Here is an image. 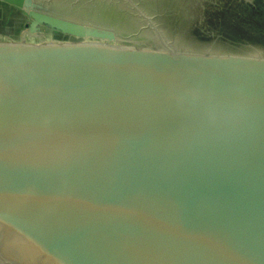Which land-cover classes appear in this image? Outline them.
<instances>
[{"label":"water","instance_id":"obj_1","mask_svg":"<svg viewBox=\"0 0 264 264\" xmlns=\"http://www.w3.org/2000/svg\"><path fill=\"white\" fill-rule=\"evenodd\" d=\"M6 1L150 44L0 46V264H264V0Z\"/></svg>","mask_w":264,"mask_h":264},{"label":"rangeland","instance_id":"obj_2","mask_svg":"<svg viewBox=\"0 0 264 264\" xmlns=\"http://www.w3.org/2000/svg\"><path fill=\"white\" fill-rule=\"evenodd\" d=\"M1 5L3 8L0 9V15H3V20H0V31L8 32V36L17 41L22 38L29 47L33 48L35 45H46L58 48L65 47H74V46H88V47H109L115 48L122 51H132L136 49H146L149 42H131L125 40L114 39L113 41L108 42L104 45L105 40H101L98 38L92 37H84L82 35H76L72 32L60 29L59 27L52 25L42 18H38L39 16H45L44 13L38 12L34 10V13L37 14V17H34L33 11L26 12L21 8H11V3H8L6 0H2ZM6 5H11L10 7H6ZM5 7V8H4ZM9 10L10 17L8 22L5 23V10ZM15 9V10H13ZM36 18V19H35ZM41 19L39 24H34L33 28H31V22L34 20ZM65 21V19H62Z\"/></svg>","mask_w":264,"mask_h":264},{"label":"crops","instance_id":"obj_3","mask_svg":"<svg viewBox=\"0 0 264 264\" xmlns=\"http://www.w3.org/2000/svg\"><path fill=\"white\" fill-rule=\"evenodd\" d=\"M1 2L3 3V1L2 0H0V9L1 8H3V5H1ZM11 6V5H10ZM9 5H6V7L8 8V7H10ZM5 8V7H4ZM11 8H15L16 9V7H14V6H12ZM15 9H13V10H15ZM10 10V9H9ZM8 9L7 10H5V12H6V15H5V18H4V20H5V23H7L8 22V19H9V17H10V13H12L11 11H9ZM0 13H2V12H0ZM0 20L2 21L3 20V15H0ZM21 39L22 38H20V40L19 41H17V40H15V39H13V38H10L9 36H8V32H3V31H0V46H6V45H17V44H19V43H21Z\"/></svg>","mask_w":264,"mask_h":264},{"label":"bare ground","instance_id":"obj_4","mask_svg":"<svg viewBox=\"0 0 264 264\" xmlns=\"http://www.w3.org/2000/svg\"><path fill=\"white\" fill-rule=\"evenodd\" d=\"M23 9V8H22ZM23 10H25V9H23ZM26 11V10H25ZM33 11V15H34V17H37V14L36 13H34V10H32V9H28V11H26L27 13L28 12H32ZM42 19H45V21L46 22H55V23H57V20L56 19H52V18H50V17H48V16H42L41 17ZM36 19V18H35ZM37 20H38V22L40 23V21H41V19H38L37 18ZM55 20V21H54ZM39 23H37V24H39ZM64 26L65 27H67V28H70V29H74L75 31H80L81 29H82V27H81V25L80 24H74V23H67V24H64Z\"/></svg>","mask_w":264,"mask_h":264}]
</instances>
